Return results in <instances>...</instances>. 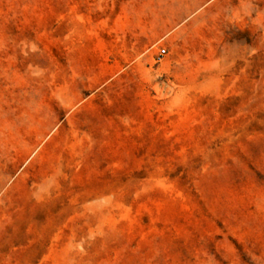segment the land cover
Returning a JSON list of instances; mask_svg holds the SVG:
<instances>
[{
	"label": "rangeland",
	"instance_id": "1",
	"mask_svg": "<svg viewBox=\"0 0 264 264\" xmlns=\"http://www.w3.org/2000/svg\"><path fill=\"white\" fill-rule=\"evenodd\" d=\"M98 3L0 0V264H264V0L125 67Z\"/></svg>",
	"mask_w": 264,
	"mask_h": 264
},
{
	"label": "crops",
	"instance_id": "2",
	"mask_svg": "<svg viewBox=\"0 0 264 264\" xmlns=\"http://www.w3.org/2000/svg\"><path fill=\"white\" fill-rule=\"evenodd\" d=\"M211 1L103 0L97 6L96 27L84 35V53L95 55L94 65L103 64L106 56L111 66H136L157 44L176 38L194 12ZM39 150L33 162L20 166H52L46 161L49 147Z\"/></svg>",
	"mask_w": 264,
	"mask_h": 264
},
{
	"label": "built area",
	"instance_id": "3",
	"mask_svg": "<svg viewBox=\"0 0 264 264\" xmlns=\"http://www.w3.org/2000/svg\"><path fill=\"white\" fill-rule=\"evenodd\" d=\"M168 54V48L165 45H160L157 47V52L154 56L156 62H161L163 58Z\"/></svg>",
	"mask_w": 264,
	"mask_h": 264
}]
</instances>
